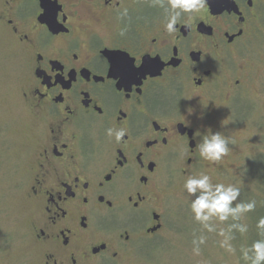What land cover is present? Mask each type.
Here are the masks:
<instances>
[{
    "label": "flooded vegetation",
    "instance_id": "af4514ba",
    "mask_svg": "<svg viewBox=\"0 0 264 264\" xmlns=\"http://www.w3.org/2000/svg\"><path fill=\"white\" fill-rule=\"evenodd\" d=\"M171 11L167 0H0L26 61L43 264H116L158 235L170 174L198 166L216 91L230 101L247 85L243 49L264 29V0H205L168 32Z\"/></svg>",
    "mask_w": 264,
    "mask_h": 264
},
{
    "label": "rangeland",
    "instance_id": "374dc122",
    "mask_svg": "<svg viewBox=\"0 0 264 264\" xmlns=\"http://www.w3.org/2000/svg\"><path fill=\"white\" fill-rule=\"evenodd\" d=\"M243 50L249 54L244 59L249 81L234 100H226L224 90L216 91L207 121L211 125L205 130V135L212 131L229 138V152L218 162L201 157L186 174H170L160 206L165 227L155 237L140 240L142 246L121 249L116 264H248L241 249L264 239V228L258 227L264 218V192L256 183L264 188V29ZM19 53L0 27V264H43L27 198L28 168L33 167L36 148L33 117L22 98L26 61ZM201 173L213 183L239 189L232 207L254 202V209L229 214L225 221L196 220L191 201L199 192L190 195L184 183Z\"/></svg>",
    "mask_w": 264,
    "mask_h": 264
},
{
    "label": "clouds",
    "instance_id": "9594fccd",
    "mask_svg": "<svg viewBox=\"0 0 264 264\" xmlns=\"http://www.w3.org/2000/svg\"><path fill=\"white\" fill-rule=\"evenodd\" d=\"M167 4L172 11L165 28L168 32H174L176 30L174 26L181 12L199 11L204 7L205 0H167ZM123 135V130H120L116 136L117 140ZM229 142V138L222 136L219 132L209 131L198 144L199 154L205 160L218 162L229 152ZM184 188L190 195L199 192V195H195V199L191 201V211L196 220L206 221L211 217H216L220 221H225L229 214L249 212L255 207L254 202L237 204L232 207V201L236 200L240 194L239 189L232 185L213 183L210 176L204 173L198 177L193 176L186 179ZM258 227L264 228V218L260 219ZM241 252L248 264H264V239L253 241L249 247L241 249Z\"/></svg>",
    "mask_w": 264,
    "mask_h": 264
},
{
    "label": "trees",
    "instance_id": "16d2710c",
    "mask_svg": "<svg viewBox=\"0 0 264 264\" xmlns=\"http://www.w3.org/2000/svg\"><path fill=\"white\" fill-rule=\"evenodd\" d=\"M262 154H264V153H262ZM262 154H261V155H262ZM261 155H260V156H261ZM256 183H257V185H258L259 190H261V191L264 192V188H263L262 186H260L258 182H256Z\"/></svg>",
    "mask_w": 264,
    "mask_h": 264
}]
</instances>
